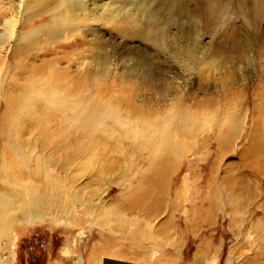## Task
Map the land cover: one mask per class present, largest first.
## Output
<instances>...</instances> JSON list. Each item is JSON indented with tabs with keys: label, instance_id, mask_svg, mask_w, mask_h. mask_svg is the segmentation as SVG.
I'll use <instances>...</instances> for the list:
<instances>
[{
	"label": "rangeland",
	"instance_id": "1",
	"mask_svg": "<svg viewBox=\"0 0 264 264\" xmlns=\"http://www.w3.org/2000/svg\"><path fill=\"white\" fill-rule=\"evenodd\" d=\"M0 264H264V0H0Z\"/></svg>",
	"mask_w": 264,
	"mask_h": 264
},
{
	"label": "bare ground",
	"instance_id": "2",
	"mask_svg": "<svg viewBox=\"0 0 264 264\" xmlns=\"http://www.w3.org/2000/svg\"><path fill=\"white\" fill-rule=\"evenodd\" d=\"M85 101H83V102L73 101V103H70V105L66 106V109L71 113H75L76 118L77 119L79 118L82 121L83 125L86 123H88V125H89V122L92 121L93 119L101 121L104 108L102 106L86 105ZM81 104H83V106ZM64 114H66V113H64ZM121 117L119 116L116 119V122L120 128L123 127L125 124L124 119ZM66 120H68V119H66ZM71 120L75 121V119H73V118H71ZM144 123H146V122L139 121V124H144ZM87 130H88L87 128L83 127L82 138H86V135H89ZM182 130L185 131L184 128H182ZM186 135H188V134H186ZM98 140H99L98 137L97 138L94 137L93 143H90L89 145L88 144H85V145L81 144L77 147V149L74 152H71V153H70V151L68 152L66 160H65L66 165H68V166L72 165L74 160L76 161V160H79V158H80V167H78V170H77L80 173L76 174L77 176L84 174L85 172L90 170L92 166L97 165L98 171L95 174V178L97 180L105 181L107 179L108 171L110 169H112L113 164H116V160L113 159L110 161L109 160L110 158L108 159L109 149L111 148L110 145H107L108 144L107 141H109V140H107L105 142V145H106L105 147L104 146L101 147L100 146L101 144H99L101 140L100 141H98ZM159 140H160L161 145H163L165 148H169V149H166V151H171L170 153L172 156L174 155V153H177L179 151L180 145L177 144L176 142H173L174 140L172 139V137L169 133L162 132L160 135V138L156 141V143L159 142ZM118 148H119V145H118ZM37 160H38L37 163H39L40 167L44 166V159H40V157H39ZM35 204L36 203H35V200L33 199V197H29V201H28V203H26V207L24 206L25 212L30 213V218H33V219H29L30 221L38 220L36 215H34ZM26 217H29V216H26ZM5 224L8 225L7 222Z\"/></svg>",
	"mask_w": 264,
	"mask_h": 264
}]
</instances>
